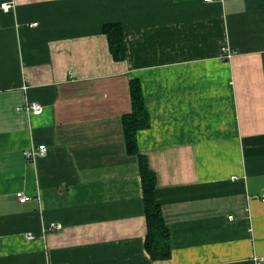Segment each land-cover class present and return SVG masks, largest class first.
<instances>
[{"label": "crops", "instance_id": "obj_1", "mask_svg": "<svg viewBox=\"0 0 264 264\" xmlns=\"http://www.w3.org/2000/svg\"><path fill=\"white\" fill-rule=\"evenodd\" d=\"M10 1L0 0V264H264V0L4 10ZM111 23L123 27L122 59ZM133 80L150 115L136 139L156 175L167 259L145 246L141 161L123 124ZM33 101L42 113L19 109Z\"/></svg>", "mask_w": 264, "mask_h": 264}, {"label": "trees", "instance_id": "obj_2", "mask_svg": "<svg viewBox=\"0 0 264 264\" xmlns=\"http://www.w3.org/2000/svg\"><path fill=\"white\" fill-rule=\"evenodd\" d=\"M111 51L116 59H122L124 54V33L120 23H111L104 26ZM132 111L124 116L123 124L127 149L138 155L141 161L140 172L142 177L148 233L146 249L154 260L167 259L171 255L170 234L166 226L162 209L155 200L156 175L150 168L144 156L139 153L136 133L150 125V115L146 106L144 93L139 80L131 83Z\"/></svg>", "mask_w": 264, "mask_h": 264}, {"label": "built area", "instance_id": "obj_3", "mask_svg": "<svg viewBox=\"0 0 264 264\" xmlns=\"http://www.w3.org/2000/svg\"><path fill=\"white\" fill-rule=\"evenodd\" d=\"M22 1H26V0H22ZM206 1H211V0H206ZM1 6L4 10L8 11L10 8H12V6H14V0H12L10 2L2 3ZM32 25H37V22L32 23ZM223 53L226 57H231L232 54L234 53V51H231L227 47H223ZM19 109H24L30 113L38 115V114L42 113L43 106L39 102L33 101V102L26 103V105L19 107ZM46 151H47V146L45 144H41L38 147H30V148L26 149L24 151V156L28 160H31V159L35 160V158L37 156L44 154ZM16 195H17L20 202H26L31 198L30 195H27L23 191H18L16 193ZM262 198L264 199V194L262 195ZM52 226L55 228H60L61 224L60 223H52ZM26 236L30 239L34 238V235L32 233H27Z\"/></svg>", "mask_w": 264, "mask_h": 264}]
</instances>
